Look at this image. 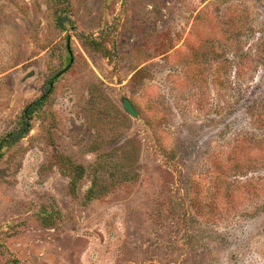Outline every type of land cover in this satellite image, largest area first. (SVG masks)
I'll return each instance as SVG.
<instances>
[{"label":"rangeland","instance_id":"1","mask_svg":"<svg viewBox=\"0 0 264 264\" xmlns=\"http://www.w3.org/2000/svg\"><path fill=\"white\" fill-rule=\"evenodd\" d=\"M56 4L0 0V138L47 95L0 157V264H264V0Z\"/></svg>","mask_w":264,"mask_h":264},{"label":"trees","instance_id":"2","mask_svg":"<svg viewBox=\"0 0 264 264\" xmlns=\"http://www.w3.org/2000/svg\"><path fill=\"white\" fill-rule=\"evenodd\" d=\"M56 9L54 22L56 27L64 32H69L77 28L73 10L70 4V0H55ZM220 32V31H219ZM76 36L91 49L95 51H100L104 56L109 57L111 51L105 46L104 35L94 36L86 34L85 32H77ZM68 50V47H67ZM69 52V50H68ZM47 95L44 94L38 99L30 103L24 114L21 116L18 127L14 130L8 132L5 136L0 138V157L5 149H9L14 146L19 140L27 135L31 130V120L35 112L38 111L45 103ZM140 113V111L138 110ZM138 113V115H139ZM56 167L58 170L69 179V192L70 195L76 197L78 195V190L80 188L81 181L85 177L86 168L83 164L76 163L70 156L65 155L56 150L54 154ZM96 184V183H95ZM97 184L92 186L88 190L86 200L90 201L96 198L100 193L104 192L103 189H98Z\"/></svg>","mask_w":264,"mask_h":264},{"label":"water","instance_id":"3","mask_svg":"<svg viewBox=\"0 0 264 264\" xmlns=\"http://www.w3.org/2000/svg\"><path fill=\"white\" fill-rule=\"evenodd\" d=\"M124 108L134 117H138V111L134 106L133 102L129 98L123 100Z\"/></svg>","mask_w":264,"mask_h":264}]
</instances>
